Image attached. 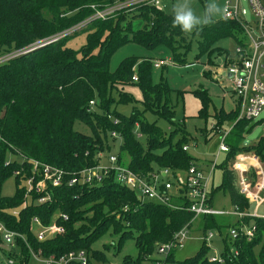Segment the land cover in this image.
<instances>
[{
    "label": "trees",
    "instance_id": "trees-1",
    "mask_svg": "<svg viewBox=\"0 0 264 264\" xmlns=\"http://www.w3.org/2000/svg\"><path fill=\"white\" fill-rule=\"evenodd\" d=\"M117 1L0 0V57L18 53L0 63V136L4 139L0 142V221L21 234L18 249L7 254L25 264L31 263L30 248L41 249L46 257L85 249L90 254L91 264L92 257L102 261L105 254L92 250L91 246L108 232L118 234L119 245L125 239H134L137 258L125 257V261L142 264L158 252L159 247L172 242L175 234L193 218V213L186 209H175L139 196L136 191L116 182L113 175L93 184L68 185L66 180L96 165L100 152L116 154L119 164L139 175L162 168L185 171L191 164L201 163L183 148L189 146L184 118L175 121L173 88L167 80L162 77L154 82V62L127 57L116 71H112L110 59L128 42L146 47L165 43L172 50L174 64L185 67L190 63L186 54L195 40L198 47L195 59L204 55L210 59L216 54V63L209 60V64H218V58H222L227 66L234 62L236 51L232 54L217 43L225 37L237 40V35L243 34L242 26L235 20L222 18L199 31L185 34L172 26L173 14L144 3L118 10L105 19L92 18L96 9H105ZM83 22L82 27L62 35ZM80 34H86L87 38L82 48H68V39ZM58 36L35 51L23 53L39 41ZM242 44L244 42L239 40L238 45ZM130 86L139 87L140 99L127 90ZM194 92L201 93L204 105L210 101L207 90ZM119 105H132L131 113L119 111ZM149 114L165 120L170 126L168 131L156 120L150 121ZM206 114L202 108L200 115ZM237 116V106L230 111H216V123L210 133L223 130V125L234 122ZM76 122L86 124L91 132L76 130ZM249 122H236L227 138L231 149L218 164L223 170V180L212 187L211 204L213 195L223 190L230 196L233 206L241 211L253 208L239 192L235 174L228 168V161L239 151H255L264 161V135L250 147L239 142ZM202 133L209 138L207 127ZM116 139L120 142L114 152L111 141ZM34 161L63 169L66 180L60 186L46 183L41 193L34 190L28 193L27 180L37 170ZM10 177L15 179L16 190L14 195L4 196L2 187ZM45 195L49 200L37 201ZM183 202L186 200H177V203ZM187 205L183 203L182 206ZM61 214L68 218L59 217ZM55 216L64 231L39 241L33 228L34 218L48 225ZM198 219L205 237L209 229H220L216 215ZM232 226L238 228L240 234L236 239L224 236L222 260H211L210 247L204 239L195 255L175 260L176 247L169 251L165 262L264 264V214L234 220ZM244 227L252 228L251 239L244 234Z\"/></svg>",
    "mask_w": 264,
    "mask_h": 264
},
{
    "label": "built area",
    "instance_id": "built-area-1",
    "mask_svg": "<svg viewBox=\"0 0 264 264\" xmlns=\"http://www.w3.org/2000/svg\"><path fill=\"white\" fill-rule=\"evenodd\" d=\"M247 1L252 11L253 24L246 19V11L242 8L240 0H227L224 6L223 18L239 22L243 33L247 36V41L237 46V56L234 57V62L226 66V73L230 77L233 92L237 98L238 116L234 122L230 123L228 130L217 131L221 139L215 160L210 161L206 166H202L201 163H193L185 171L177 170L174 172L169 168H162L139 175L129 167L119 164L116 154L105 155L100 152L96 156L98 159L96 165L83 169L68 180L64 178L66 172L63 169L34 161L37 170L27 180L28 193L32 190L41 193L46 183H50L52 186H60L66 180L68 185L77 183L93 184L99 183L106 176L113 175L116 182L136 191L139 196L145 199L175 209H186L192 212L193 218L190 223L204 215L228 214L233 216L235 220L243 217H261L263 214H259V209L264 206V161L255 151H239L228 161V168L235 174L237 188L253 205L252 210L241 211L237 206H234L233 211L224 212L215 209L213 204L210 203V192L213 187V184L210 186V181L213 180L215 169L219 164L218 156L220 154L227 155L230 152L231 148L227 143L230 132L236 122L239 120L253 121L258 118L260 112L264 109V0ZM143 3L162 9L161 0H118L114 5L105 9H96L92 18L105 19L118 10ZM92 8H95V6L92 5ZM57 38L59 36L50 38V40H56ZM17 54L0 57V63ZM163 64L164 61L154 62L156 68L162 67ZM174 66L176 65L174 64ZM134 79L137 80L136 76H134ZM93 103L91 101V104ZM113 135H116V133H113ZM1 141H4V139L0 136ZM183 148L189 150L188 145ZM179 199H185L186 202L183 203H188V205L184 207L182 206L183 203H177ZM47 200H49L48 195L37 199L40 203ZM59 217L65 220L68 218L62 214ZM55 218L56 216L48 225H44L39 219L34 218L33 228L39 241H45L64 231L62 225L58 224ZM190 223L175 234L172 242L159 247L158 253L167 256L172 248L178 247L186 238ZM243 232L249 239L253 236V230L250 227H244ZM239 234L238 228L235 226L229 227L227 235L231 238L236 239ZM212 237L213 234L209 232L205 237L207 243L211 241ZM19 238H22L21 234L8 229L0 221V264H25L24 261H18L7 254L9 251L16 250ZM233 252L235 255L238 254L237 250H233ZM30 253V264H91L90 254L85 249L67 251L58 257L55 255L46 257L41 249L36 251L30 248ZM216 259L222 260V257L211 256V260ZM154 264H166V262L159 259Z\"/></svg>",
    "mask_w": 264,
    "mask_h": 264
},
{
    "label": "rangeland",
    "instance_id": "rangeland-1",
    "mask_svg": "<svg viewBox=\"0 0 264 264\" xmlns=\"http://www.w3.org/2000/svg\"><path fill=\"white\" fill-rule=\"evenodd\" d=\"M226 1L227 0H215L221 11L213 17V20L223 18ZM176 2L177 0H161L162 10L166 13L172 14V7ZM191 2L196 13L200 15L203 13L206 4L211 2V0H191ZM240 2L242 8L246 11V19L248 22L252 23L253 15L248 1L240 0ZM83 24L84 22L76 28L82 27ZM71 31L63 32L62 35ZM239 40L243 42L247 41V36L244 33H240L237 35V40L232 37H225L222 38L217 45L233 54L236 51ZM86 41V34H80L68 39L66 46L74 50H80ZM197 52V41L194 40L191 44L190 50L186 54L190 63L186 67L179 69L177 66H174L172 50L167 44L161 43L154 47H146L138 42H128L114 52L110 59V69L116 71L122 60L132 56L147 58L152 62L164 61L162 67L156 68L154 66L152 69L153 80L154 82H159L161 78L164 77L168 84L173 88L171 98L176 105L175 121H183L184 118V127L189 134V153L197 158L202 166H206L210 161L215 160L218 144L221 139L220 135L217 134L218 130L215 129V134L214 132L210 133L211 127L216 123L214 114L221 109L226 111L234 110L236 108V99L230 90L231 82L227 78L220 76V73L226 70L224 65L214 67V69L209 68L212 70L213 76L208 77L206 75V73L209 72L207 68L209 66L208 61L211 60L216 63V54H212L210 59L208 55H204L197 60L195 59ZM226 81H229L230 84ZM197 89L207 90L210 96V101L207 104H203L201 93L194 92ZM127 90L131 92L136 99L141 98L139 87L130 86ZM202 108H205L206 115H200V110ZM131 109L132 105L118 106V110L127 115L131 113ZM147 117L150 121L156 120L164 130L168 131L170 128L169 124L161 118H156L152 114H149ZM230 125V123H225L223 125L224 130H228ZM206 127L208 133H210L209 138H206L202 133V130L206 129ZM75 129L85 133L91 132L90 128L82 122H76ZM262 135H264V109L260 112L258 118L249 122L245 126V129L241 132V136L239 137V142L242 146L250 147L256 145ZM119 142V139L111 141L112 150L114 152H117ZM225 157V154H220L218 156V163L220 164ZM16 158L18 160L20 159L18 156ZM222 180L223 170L217 166L213 180L210 181V186L212 184L213 186L220 185ZM15 190V179L14 177H10L2 187V194L4 196H12L14 195ZM213 207L224 212H231L234 208L230 196L223 190H218L213 195ZM259 214H264V206H261L259 209ZM216 217L220 229L213 228L207 231V234L209 232L213 234L208 245L210 247L209 255L220 257L225 247L223 238L226 236L229 227L232 226L235 218L228 214L216 215ZM199 224L200 219L193 224L189 229L186 238L176 248L174 254L175 260H182L186 257L195 255L198 249L203 245L205 236L199 228ZM118 239V234L114 232H108L104 236L98 238L91 247L92 250L103 252L105 254V259L99 261L92 257V264H133L132 262H126L125 257H128L129 260L137 258L138 250L135 240L132 238L125 239L124 242L119 245ZM165 258V254L156 251L148 260L143 261L142 264H154L156 260H165ZM166 264H174V262L168 261Z\"/></svg>",
    "mask_w": 264,
    "mask_h": 264
},
{
    "label": "clouds",
    "instance_id": "clouds-1",
    "mask_svg": "<svg viewBox=\"0 0 264 264\" xmlns=\"http://www.w3.org/2000/svg\"><path fill=\"white\" fill-rule=\"evenodd\" d=\"M221 11L215 0L207 3L202 14L198 15L191 0H177L172 7L173 27H178L185 34L199 31L213 22V17Z\"/></svg>",
    "mask_w": 264,
    "mask_h": 264
},
{
    "label": "crops",
    "instance_id": "crops-1",
    "mask_svg": "<svg viewBox=\"0 0 264 264\" xmlns=\"http://www.w3.org/2000/svg\"><path fill=\"white\" fill-rule=\"evenodd\" d=\"M220 65H224L225 67H226V65H225V63L223 62V60H222V58H218V64H209V66L207 67L208 68V70H209V72H210V74H206L208 77H212L213 76V72H212V70L211 69H209V68H212V69H214V67H218V66H220ZM186 67V66H185ZM177 68H179V69H182V68H184V67H179V66H177ZM224 73H226V70L225 71H222L221 73H220V76L222 77H224V78H227L229 81H230V77H229V75L226 73V74H224ZM225 81V80H224ZM229 81H226L228 84H230L229 83ZM231 82V81H230ZM231 91H232V94H233V96H234V98L236 99V106H237V98H236V96L234 95V92H233V87H232V82H231ZM226 111V110H225ZM230 111V110H229Z\"/></svg>",
    "mask_w": 264,
    "mask_h": 264
},
{
    "label": "water",
    "instance_id": "water-1",
    "mask_svg": "<svg viewBox=\"0 0 264 264\" xmlns=\"http://www.w3.org/2000/svg\"><path fill=\"white\" fill-rule=\"evenodd\" d=\"M53 39H48V40H43V41H39L38 43H35L31 46H29L23 53H29V52H32V51H35L37 50L38 48L48 44L50 41H52Z\"/></svg>",
    "mask_w": 264,
    "mask_h": 264
}]
</instances>
